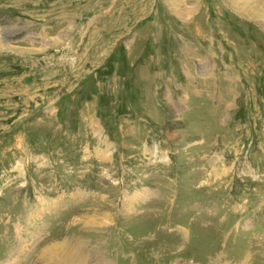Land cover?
<instances>
[{
	"label": "rangeland",
	"instance_id": "rangeland-1",
	"mask_svg": "<svg viewBox=\"0 0 264 264\" xmlns=\"http://www.w3.org/2000/svg\"><path fill=\"white\" fill-rule=\"evenodd\" d=\"M0 264H264V0H0Z\"/></svg>",
	"mask_w": 264,
	"mask_h": 264
},
{
	"label": "bare ground",
	"instance_id": "bare-ground-1",
	"mask_svg": "<svg viewBox=\"0 0 264 264\" xmlns=\"http://www.w3.org/2000/svg\"><path fill=\"white\" fill-rule=\"evenodd\" d=\"M66 247V245L65 244H63V245H61V246H59V248L58 249H63V248H65ZM69 258V257H68Z\"/></svg>",
	"mask_w": 264,
	"mask_h": 264
}]
</instances>
